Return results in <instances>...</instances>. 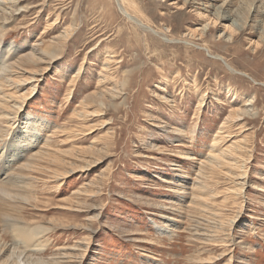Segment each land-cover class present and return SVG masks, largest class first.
I'll return each instance as SVG.
<instances>
[{
	"label": "rangeland",
	"instance_id": "rangeland-1",
	"mask_svg": "<svg viewBox=\"0 0 264 264\" xmlns=\"http://www.w3.org/2000/svg\"><path fill=\"white\" fill-rule=\"evenodd\" d=\"M33 125L29 261L264 264V0H0V151Z\"/></svg>",
	"mask_w": 264,
	"mask_h": 264
},
{
	"label": "bare ground",
	"instance_id": "bare-ground-1",
	"mask_svg": "<svg viewBox=\"0 0 264 264\" xmlns=\"http://www.w3.org/2000/svg\"><path fill=\"white\" fill-rule=\"evenodd\" d=\"M123 2L126 3V0H123ZM133 5H134L133 3L131 4V3H128V1H127L126 6L129 7V6H133ZM134 8H135V6H134ZM128 12H129V10H128ZM128 12H127V14L130 16V13H128ZM136 12H137V10L135 11V13ZM118 36H120V35H118ZM54 46L55 45L53 44V46L48 47L47 50H45V53L51 54L52 51L53 52L54 51L60 52L59 45H57L56 48H53ZM236 114H237V112L234 111L232 115L234 116ZM20 130H21V126L15 131V133H13L14 137H11V141L13 143V144H11V148H8L7 151H4V149H5V147H4L2 149L3 151H0V179L2 181H4V182H2L0 180V182H1L0 183V203L2 205H5V206H7V204H8L6 202H10L8 205L11 206L12 203H14V201L16 199H26L27 198V197L26 198L23 197L24 194L22 192H24V191L22 190V187L26 184L29 185L28 183H30V179L32 177V172L35 171L37 168V166L35 165L36 161L42 160L43 157H45L46 159L48 158V160H50L49 157L51 158L52 157L51 153H54V152H55L56 156L58 155V149H55L53 152H51L49 150L48 151H44V150L38 151L37 150V152H35L31 155V157L28 159L27 162L22 161V163L20 162L21 164H18V166H17V169L19 170L18 172L14 173L12 175L8 174L9 171H11V169H12V165L14 163L17 164L19 162V160L25 156L26 152L28 150H30L31 148H34L35 146H37V143H38V138H36L37 137L36 132L38 131V128L35 125L28 128L27 131H25V133L18 135L16 132H19ZM48 142L49 141L46 142V144H45L46 146L44 148L47 147V145L49 144ZM48 147H49V145H48ZM47 155H49V156H47ZM56 156H54V157H56ZM215 157H216V159H218V156H215ZM51 161H49V162H51ZM205 164L207 165V163H205ZM72 171H73V169H72ZM202 172H203V170H202ZM52 173H54V175H55V172H52ZM58 177L63 178V177H66V175L60 174V176H58ZM58 177H55V178H58ZM29 198L31 199V196H29ZM29 198H27V199H29ZM18 209H22V208L20 207ZM12 210H14V209H12ZM22 212H23V210L18 211V213L15 215H13L12 213L2 212V211L0 212V218H2V216H3L2 220L4 222H6V224H7L6 227L8 229L10 228V230H11L10 232H13V235H14L13 240L16 241L17 238H23L21 245H20V248H18L16 246L12 247V251H11V254L9 257L10 258L12 257V259H13L12 262L14 264H64V261H67L69 259L77 257L78 253H73L72 250H69L70 252H68V251L62 252L61 251L60 253H57L56 256H52L51 261H45V259H43V257H41V258L35 257L34 259H36V261H34V259L32 260L34 262L29 261V259H31V257L39 254V252L42 253L44 250H46V247L48 250L49 240H48L47 235L50 233V231H53L54 228L57 227V225H54L51 222L45 223L42 221H37V219H35V218H29L28 219V217H26ZM166 218L168 219V217H166ZM168 221H173V219L170 217V219ZM160 228L162 229V231L164 230V232H165V230H167L166 228H163L161 226H160ZM23 233L26 234V235H24V237H22ZM37 237H38V239H37ZM43 237L44 238L47 237L44 240L45 241L44 246H46V247H43V245H42L43 241L41 242V240H42L41 238H43ZM34 239H37V241L35 242ZM213 240H215V239H213ZM29 241L30 242L34 241L35 243L33 244V242H32V244H31L32 246L28 247ZM220 241H222V240H220ZM15 244H17V243H15ZM9 248L10 247L8 246V244L4 243L3 238L0 236V252H2V251L6 252ZM71 249H73V248H71ZM29 252L31 254H28ZM74 254H76V256H73ZM24 258H26L27 260L24 261ZM22 261H24V263Z\"/></svg>",
	"mask_w": 264,
	"mask_h": 264
}]
</instances>
